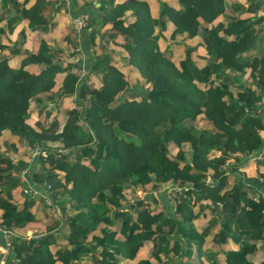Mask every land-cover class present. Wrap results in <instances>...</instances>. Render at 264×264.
Instances as JSON below:
<instances>
[{
    "label": "trees",
    "instance_id": "1",
    "mask_svg": "<svg viewBox=\"0 0 264 264\" xmlns=\"http://www.w3.org/2000/svg\"><path fill=\"white\" fill-rule=\"evenodd\" d=\"M7 1L42 32L66 2ZM98 1L84 47L0 12L5 264H264V0Z\"/></svg>",
    "mask_w": 264,
    "mask_h": 264
},
{
    "label": "crops",
    "instance_id": "2",
    "mask_svg": "<svg viewBox=\"0 0 264 264\" xmlns=\"http://www.w3.org/2000/svg\"><path fill=\"white\" fill-rule=\"evenodd\" d=\"M18 1L23 3V4L19 5V8L22 6H25L26 8H28L29 6L32 7L33 3L37 2L36 0H18ZM65 1H66L65 3L62 2L61 6L59 7L58 10H52L50 12V14H49L48 10L45 12V14L48 15L49 21L53 20V24L51 23V27H47V29L43 32H53V30L57 31V35H55L56 34L55 32H53V33H54V37L57 36L58 39L60 38L61 35H63L67 31L76 30V29H74L75 27L70 22H68V16H69V21H70V16L72 14L75 15L78 13H87L91 16V18L95 22H97L99 19L98 8L100 5V2L98 0H65ZM13 4L14 3L7 1V0H0V12L4 10V14H5L6 18L10 19L9 22L11 25L9 27V30H11L13 32L18 27V26H16L17 23L24 21L25 22L24 26L19 27L18 34L21 35L22 31L26 34V27L30 28L32 31L35 30L37 32H41L42 29L38 30V29H34V27L33 28L30 27L29 26V18L26 17L25 14L20 13L19 10H16ZM55 6L57 7V3L55 4ZM11 11L14 12V14L11 13ZM151 11H152V14L155 15V11L153 8H151ZM15 14H19V16L22 20L13 21ZM171 27H172V25L169 23L168 28L171 29ZM49 28L51 29L50 31L48 30ZM78 33H79V39H80V46H82V47L87 46L88 40L83 38L84 30L78 31ZM8 36L11 37L10 32H8ZM25 40L28 42V41H31L33 39L32 38L28 39L25 36ZM84 51L85 50H83L82 53H79L80 57H78V59L82 58L84 60V57H85ZM2 237H3L2 234H0V239Z\"/></svg>",
    "mask_w": 264,
    "mask_h": 264
},
{
    "label": "rangeland",
    "instance_id": "3",
    "mask_svg": "<svg viewBox=\"0 0 264 264\" xmlns=\"http://www.w3.org/2000/svg\"><path fill=\"white\" fill-rule=\"evenodd\" d=\"M264 2V1H263ZM11 13H13L14 14V12H12L11 11ZM20 20H22L21 18H20V16H19V14H15L14 15V18H13V21H20ZM12 21V22H13ZM68 22H70L69 21V16H68ZM24 21H21V22H18L17 23V25L16 26H18L17 28H16V30H14L13 32L11 31L10 32V34H11V37H12V39H17V38H19V34H18V29H19V27H22V26H24ZM74 28V27H73ZM75 29V28H74ZM92 29H94V26H90L89 28H86V30H84V31H86L85 32V34H88V32L89 31H91ZM53 32H55L56 34L55 35H57V31H54L53 30ZM53 32H37V31H32L30 28H27L26 27V38H28V39H30V38H32V39H34V41L32 42V44H24L25 46H23V47H31V49H28V51L29 52H32L33 50H34V48H35V46H36V48H37V51H38V49L41 47V45L42 46H44V43L45 42H53V43H57L59 40H55V41H52V38H54L53 36H54V33ZM36 33V34H35ZM83 38H84V36H83ZM35 42V43H34ZM116 52H118V49H116ZM180 54H179V52H175L174 53V57L172 58V59H179L180 57ZM78 57H80V54L79 53H75V60L78 58ZM80 70V72L81 73H84L85 72V70H87V69H79ZM68 104H70V102L68 101V102H65L64 103V105H68ZM262 131V133L264 134V130H261ZM264 148V147H263ZM263 148H262V150H263ZM18 150L19 151H21V149H20V147H18ZM31 151H29V153H30ZM37 154V151H32L31 153H30V155H32V156H34V155H36ZM259 154V153H258ZM262 156V154H259V156H258V161L260 162V163H262L263 161L261 160V157ZM248 162L245 164V165H243L244 166V168L245 169H247L248 171H254V169H255V167H256V165H258V163L257 162H255L254 161V158H251L250 160H247ZM34 164V161H32L29 165H27V167H30L31 165H33ZM24 171V170H23ZM252 173H254V172H252ZM22 175H23V177H24V179L25 180H28L29 179V177H30V175H31V170H27V171H25L24 173H22ZM229 180H232V178L231 177H229L228 178ZM34 194H36V192L35 191H32ZM137 193L140 195V196H143V195H145V194H151L153 197H156V199H158V196L160 197V201H162V203H163V206H166V208H168L169 206H170V204H172V202L168 199V196L166 195V192L165 191H162V192H160V193H162L163 195H160L157 191H154V190H152L151 188H146V189H138L137 190ZM168 199V200H167ZM158 201V200H157ZM46 202L48 203L49 202V200L48 199H46ZM57 213H58V210L57 209H54V213H53V215L55 216V215H57ZM37 216H39V215H41L40 213H38V214H36ZM38 222V224H36L34 221H32V222H30L28 225V227L25 229V231H24V233H27V234H31V233H33L36 229H42L43 228V225L42 224H40L41 222H39V221H37ZM39 225V226H38ZM5 259L6 258H4L3 260H1L0 261V264H5Z\"/></svg>",
    "mask_w": 264,
    "mask_h": 264
},
{
    "label": "built area",
    "instance_id": "4",
    "mask_svg": "<svg viewBox=\"0 0 264 264\" xmlns=\"http://www.w3.org/2000/svg\"><path fill=\"white\" fill-rule=\"evenodd\" d=\"M70 23L75 27L77 31H82L89 24V16L87 13H78L75 15L72 14L70 16ZM25 171L27 170L22 171V173H24ZM23 180H25L24 177ZM6 236L8 237L9 235L6 234ZM9 248H10L9 239H7L5 243H0V261L6 258L7 253L9 252Z\"/></svg>",
    "mask_w": 264,
    "mask_h": 264
},
{
    "label": "water",
    "instance_id": "5",
    "mask_svg": "<svg viewBox=\"0 0 264 264\" xmlns=\"http://www.w3.org/2000/svg\"><path fill=\"white\" fill-rule=\"evenodd\" d=\"M153 200H154L155 202H157L158 199H156V197H154ZM215 206H217V204H215Z\"/></svg>",
    "mask_w": 264,
    "mask_h": 264
}]
</instances>
